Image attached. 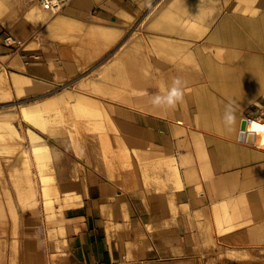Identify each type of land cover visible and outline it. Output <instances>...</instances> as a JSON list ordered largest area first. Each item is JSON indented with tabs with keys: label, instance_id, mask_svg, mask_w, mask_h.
I'll list each match as a JSON object with an SVG mask.
<instances>
[{
	"label": "crops",
	"instance_id": "obj_1",
	"mask_svg": "<svg viewBox=\"0 0 264 264\" xmlns=\"http://www.w3.org/2000/svg\"><path fill=\"white\" fill-rule=\"evenodd\" d=\"M52 14L36 0L11 30L39 61L0 38V107L111 51L75 80L85 91L16 102L26 143L0 112V264H264V123L238 140L242 118L264 120V0H71ZM175 77L183 103L154 108ZM54 105L104 122L57 144Z\"/></svg>",
	"mask_w": 264,
	"mask_h": 264
},
{
	"label": "rangeland",
	"instance_id": "obj_2",
	"mask_svg": "<svg viewBox=\"0 0 264 264\" xmlns=\"http://www.w3.org/2000/svg\"><path fill=\"white\" fill-rule=\"evenodd\" d=\"M130 1H124L126 2H132ZM36 0H1V14H0V22L3 23V25H6L5 28L0 32V38L1 42L3 44V38L6 36H12L15 40H18L20 42L19 45L15 46H6L12 51H19L23 52V58L24 62L28 63L29 61L33 60H40L42 58V53L40 50V47H38L37 42L33 45L30 44L27 46L28 41L23 38L22 36H17L16 32L12 33L11 30H15V28H18V25L23 21L26 20L24 18L25 12L28 8L31 7L32 4H34ZM29 21V20H28ZM32 23V22H29ZM7 27V28H6ZM40 28L36 27V32L33 33L29 41L37 37V33H39ZM106 51L104 54H101L98 58H96L94 61L90 62L89 65L85 66L81 72H78L76 75H74L71 78H59L54 79L55 83L53 86L48 90L50 93L34 99V96L37 95H30L23 98H16L11 97L9 101L4 102L3 104H6L5 107H0V112H8L12 113V115L9 116V120L14 124L16 129L18 130V133L21 135V140L19 142L26 143V139L23 136L24 129L28 127L29 125L21 119L18 109L19 106L16 104L17 101L22 99H28L31 98L28 102H33L35 100H41L43 98H46L52 94L58 93L63 90H68L70 92H83L85 91L80 87V82L77 83L75 80L78 78H81V76H84L87 78H93L96 79L97 76V64L100 62H104V58H106L107 54L110 52ZM103 60V61H102ZM107 60V59H105ZM83 78V77H82ZM87 93V91H86ZM89 94V93H88ZM11 95V94H10ZM90 96L95 98V90L90 91ZM48 107V106H47ZM25 110L28 112L30 110L29 105H25L24 107H21V110ZM50 120L53 121V126L55 128L56 134H55V141L57 144H63L66 139L69 140L70 143H78L79 139L81 138V134L83 132H94L98 129V122L103 124L104 120L102 118V114H98L97 109L95 110H84V111H74L71 107L65 108V109H56L55 105L53 106V111L49 113ZM98 117L100 119L98 120ZM105 123H108V120H105ZM92 134V133H91ZM90 134V141H94L95 137ZM94 139V140H93ZM53 142V141H52ZM100 143L104 145L111 146L113 144L112 138L107 135H102L100 138Z\"/></svg>",
	"mask_w": 264,
	"mask_h": 264
},
{
	"label": "clouds",
	"instance_id": "obj_3",
	"mask_svg": "<svg viewBox=\"0 0 264 264\" xmlns=\"http://www.w3.org/2000/svg\"><path fill=\"white\" fill-rule=\"evenodd\" d=\"M186 82L180 77H175L172 80L171 86L163 90L162 94H154L151 96L150 103L154 108L159 109H175L184 101V87ZM237 122L236 108L234 102H229L225 105L223 114V124L225 130L232 132L234 125ZM242 134V133H241Z\"/></svg>",
	"mask_w": 264,
	"mask_h": 264
},
{
	"label": "built area",
	"instance_id": "obj_4",
	"mask_svg": "<svg viewBox=\"0 0 264 264\" xmlns=\"http://www.w3.org/2000/svg\"><path fill=\"white\" fill-rule=\"evenodd\" d=\"M71 0H39L41 7L51 13H58L65 5H67ZM130 1V0H122ZM3 44L6 46L19 45L20 42L15 40L12 36H6L3 38ZM248 121V119H247Z\"/></svg>",
	"mask_w": 264,
	"mask_h": 264
},
{
	"label": "water",
	"instance_id": "obj_5",
	"mask_svg": "<svg viewBox=\"0 0 264 264\" xmlns=\"http://www.w3.org/2000/svg\"><path fill=\"white\" fill-rule=\"evenodd\" d=\"M246 122H247L246 118H244V119L242 118V120L240 122V127H239L240 133L238 134V140L239 141L245 140L247 143L253 144L255 135L253 133L245 132Z\"/></svg>",
	"mask_w": 264,
	"mask_h": 264
},
{
	"label": "bare ground",
	"instance_id": "obj_6",
	"mask_svg": "<svg viewBox=\"0 0 264 264\" xmlns=\"http://www.w3.org/2000/svg\"><path fill=\"white\" fill-rule=\"evenodd\" d=\"M46 11V10H45ZM54 14H56V13H53L52 15H54ZM246 120H247V118H246ZM253 123H259V124H262V123H264V120H258V119H253V118H248V121L246 122V129L245 130H247V128L251 125V124H253ZM246 132V131H245ZM249 133H253L254 135H255V133L253 132V131H248Z\"/></svg>",
	"mask_w": 264,
	"mask_h": 264
}]
</instances>
